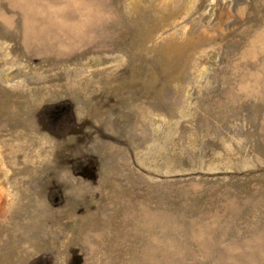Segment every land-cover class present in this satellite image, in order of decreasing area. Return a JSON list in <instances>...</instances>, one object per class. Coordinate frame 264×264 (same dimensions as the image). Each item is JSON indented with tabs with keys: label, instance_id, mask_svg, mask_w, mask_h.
<instances>
[{
	"label": "rangeland",
	"instance_id": "rangeland-1",
	"mask_svg": "<svg viewBox=\"0 0 264 264\" xmlns=\"http://www.w3.org/2000/svg\"><path fill=\"white\" fill-rule=\"evenodd\" d=\"M0 264H264V0H0Z\"/></svg>",
	"mask_w": 264,
	"mask_h": 264
}]
</instances>
